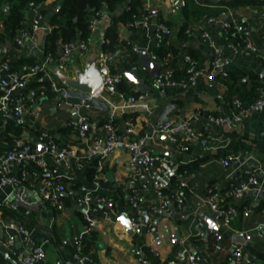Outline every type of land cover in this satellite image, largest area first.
I'll use <instances>...</instances> for the list:
<instances>
[{"label":"crops","instance_id":"0c3cea01","mask_svg":"<svg viewBox=\"0 0 264 264\" xmlns=\"http://www.w3.org/2000/svg\"><path fill=\"white\" fill-rule=\"evenodd\" d=\"M188 1L208 9L210 14L203 15L199 21L188 23L194 35L186 40L175 37L178 26L182 23V14L181 10L176 14L172 13L167 6V0H145V8L158 10L157 18L149 27L119 25L120 55L112 68L126 79L129 94L121 93L116 84L115 94L102 92L91 100L88 109L80 111L90 124L86 139L79 137L75 126L77 111L63 103L76 104L83 95L70 90L60 81L59 75L52 70L56 66L54 62L48 63L47 73L62 88L61 93L54 94L47 89L46 74H36L29 77L25 89L12 94L15 104L24 107V115L20 119L12 115L0 116L1 149L12 146L16 139L22 138L38 151V145L41 144L37 139L44 133L59 147L73 148L80 156L90 150L96 139L105 142L107 134L102 126L107 121L113 122L117 136L121 139L145 137V151L173 162L177 171L180 166L185 167L182 172L184 186L180 188L184 201L181 213L188 215V219H181L180 213L176 211L160 213L157 210L159 199L155 191L161 190L165 196L173 194L177 175L167 164L154 163L150 175H140L133 182L143 221L140 234L128 233V197L134 171L129 164L132 156L118 146L104 162L99 188L113 199L114 208L92 214V226L83 221L80 210L67 197L62 198V206L53 207L49 203L41 202L35 194L24 191L25 201L17 204L13 198L16 190L0 184V264H16L13 261L17 252L28 254V250L35 247L43 248L46 253L45 259L38 264H57L72 260V242L88 228L83 236L84 252L101 264H165L174 258L180 248L196 253L204 264H231L228 258L236 248H240L242 252L243 264L247 261L264 264V213L261 212L264 209V109L253 112L231 130L204 126L201 121H192L193 127L202 131L208 142L204 147L193 142L185 153L175 145L167 146L161 135H153L158 122L170 118L179 122L189 118L194 112L226 114L232 97L240 98V95L248 103L254 100L259 89L264 90V0L254 5L231 9L225 6L228 0ZM125 7H120L121 12ZM56 8L58 0H46L39 6H29L24 27L28 28L33 19L41 14L44 16L42 29L35 42L26 39L23 46L17 47L7 38L1 40L5 35L3 20L8 11L4 7L0 12V64L6 63L18 73L28 74L36 63L44 62L49 17ZM121 12L117 10L111 14L105 10L103 21L96 25L95 36L101 53L103 35L113 18ZM208 18H214L215 23H208ZM221 20L242 24L248 28L256 53L235 54L232 50L236 42L235 33L229 35L224 32ZM155 23H167L171 26L172 36L164 46L165 51L169 50L166 58L162 61L150 59L161 65L159 71L169 68L173 71L174 79L181 80L184 79L182 57L185 53H193L198 68L203 72L195 86L155 87L152 79H148V72L141 68L139 54L145 51L150 57V53H154L158 46L153 36ZM123 31H127L126 38ZM202 31L209 33L221 55L228 59L229 70L243 75L235 88L230 90L220 79L216 83L208 82L206 74L210 71L213 50L201 39ZM60 47L61 45L57 47L55 55H58ZM134 48L139 51L136 61L132 58ZM95 52L88 50L85 55L73 54L66 63L63 75L75 80L74 70L77 68L83 72L86 57ZM95 64L98 67L97 60ZM79 66L82 68H78ZM134 69L149 86L146 94L138 92L125 77V73ZM2 77L0 74V80ZM4 92L0 87V96ZM130 96H143V99L128 103ZM33 112H37L38 116L34 117ZM127 120H131L133 124L134 133L130 136L125 133ZM13 124L21 127L19 136L12 132ZM239 151L242 152L239 160H232L226 166L220 163V159ZM43 157L52 163L51 157ZM138 161L135 165L140 167ZM66 163L70 168L64 164L56 166L57 178L66 186L84 185L91 190L96 188L93 178L89 179L88 176L93 164L88 163L85 168L78 169L74 159L70 157L66 159ZM251 173L258 181L256 186L249 184L248 176ZM231 186L240 187L243 191L242 199L236 203L227 196ZM208 195H213L224 207L235 204L239 209L249 208L252 212L248 217H238L231 222L228 229H223L219 218L212 222L214 213L205 203ZM11 221L23 225L30 233L28 242H22L18 238L13 249L5 245L7 224ZM210 221L217 226V230L208 232ZM199 223H203L204 227L201 228ZM171 235L177 239L174 244L171 242ZM247 236L250 237L249 240L246 239Z\"/></svg>","mask_w":264,"mask_h":264},{"label":"built area","instance_id":"2783aa9c","mask_svg":"<svg viewBox=\"0 0 264 264\" xmlns=\"http://www.w3.org/2000/svg\"><path fill=\"white\" fill-rule=\"evenodd\" d=\"M185 0H167V6L174 14L179 12L184 6ZM145 13L142 14L139 19L131 27L141 26L149 27L151 22L158 16L157 9L145 8ZM105 17V11H100L96 14V18L92 19L89 23V35L86 38L71 41L65 44H61L58 55L46 54V59L42 63H36L32 68V71L28 74H20L17 71L12 70L8 64L2 63L0 65V74L3 75L0 80V87L4 89V94L0 96V116L12 115L16 119H20L25 109L23 106L15 104L12 94L14 92L23 90L26 88L29 77L35 76L39 73L47 75L46 85L50 92L56 94L61 93L62 88L58 83L54 82L47 74L45 66L48 63L55 62L58 68L62 71L66 69V63L68 59L75 53L79 55H85L88 51L89 44L92 36L96 31V25L98 22L103 21ZM44 22V16L38 14L31 25L28 28L23 29L19 36L15 39L17 47L23 46L26 39L31 42L37 40V36L42 29ZM208 23H215L214 18H208ZM221 27L224 32L229 34L232 29L235 34L238 35L236 42L234 43L232 50L235 54L256 53V49L252 46L250 41V31L242 24H236L227 20H221ZM52 29L48 26L47 33H51ZM185 35L188 38L193 37V29L188 28L185 31ZM153 36L157 45H160L167 41L172 36V29L164 23H155L153 27ZM201 39L206 45L213 50V56L210 61V71L206 74L208 82L216 83L217 79L224 81L228 77V65L229 61L223 57L218 50L214 39L208 32L202 31ZM264 42V35H263ZM101 43L105 41L102 38ZM134 53L139 54V51L134 48ZM120 55L117 49L113 53L102 52L101 57L97 60L99 70L105 69V78L100 88L92 95H83L76 104L66 103L70 109L77 111V118L75 126L78 135L81 139H86L89 131L90 124L87 117L80 113L84 109H88L91 100L97 97L100 93L106 92L108 94H115V86L119 84L124 78L122 74L115 73L112 68V64L118 59ZM150 58L153 61H158L157 56L151 52ZM184 63L185 80L178 82L173 77V71L169 68L160 70L156 77L152 79L155 87H193L196 85L197 80L203 76V72L198 68L197 62L187 53L182 57ZM143 99V96H130L128 103H135ZM62 103V102H61ZM264 109V90L259 89L256 98L252 102L245 103L237 96L232 97L230 102V108L226 114H213L205 112H194L189 118L183 119L179 122L170 118L165 121L158 122L155 126L153 135H165L166 145H175L182 152H187L189 146L193 142H198L201 146L207 145V139L204 137L202 131L196 130L191 124L192 121H201L204 126H214L217 128H225L231 130L233 127L241 124L246 118H248L253 112H260ZM34 117L38 116L37 112H33ZM126 135H133V124L131 120L126 121ZM103 131L107 134L105 142L101 139H96L90 150L78 156L73 148L59 147L47 134L41 133L38 136V143L43 145V151L39 153L35 150L33 145L22 138H18L13 142V145L7 148H0V184L2 186H10L16 190L13 198L15 203H21L25 201V193L35 194L41 202L49 203L51 206H62L63 197L69 198L73 205L80 210L81 217L88 225H93V219L91 215L101 210H112L114 208L113 199L101 192L100 178L104 171V162L109 157L110 153L118 146L128 152L132 156L130 161V167L134 171V180L131 181L130 194L128 197L129 205V223L133 234L138 235L141 233L142 228V211L137 202V191L133 188V182L140 175L148 176L151 174L152 165L154 163L167 164L173 172L177 175V183L175 185V191L170 196H165L161 190L155 191L156 197L159 199V205L157 210L160 213H167L168 211H176L180 213L181 219H188V215L182 214L181 211L184 208V201L180 194V188L184 186L182 181L183 173L177 171L173 162L167 161L164 157L152 156L149 152L144 150L146 138H119L117 131L112 121H107L102 126ZM49 156L52 159V163H49L44 157ZM242 156V152H238L233 155H227L220 159V163L226 166L232 160H239ZM70 157L74 159L75 167L83 169L86 164H93L94 175L93 180L96 188L91 190L84 185L79 186H66L59 178H57V165L64 164L67 168L70 166L66 163V159ZM140 161V167H137L135 163ZM249 184L256 186L258 181L254 174L248 176ZM228 198L232 202H237L243 197V191L240 187L231 186L227 192ZM205 203L210 207L214 214H219V223L223 229H228L231 222L240 216L248 217L251 214V209L242 208L239 209L237 205L230 204L223 206L218 203L217 199L213 195L206 197ZM264 213V209L261 211ZM201 228L204 227L203 223H199ZM89 229V228H88ZM87 229V230H88ZM86 230V231H87ZM153 230V229H152ZM85 231V233H86ZM7 238L5 245L9 249H13L15 241L20 238L22 242H28L30 233L23 225L16 224L14 221L7 224ZM85 233L74 238L72 242L73 246V258L72 260L64 261V263L57 264H101L95 262L88 254L84 252L83 236ZM259 235V234H258ZM217 238V234H215ZM250 239L249 236L246 237ZM171 242L174 244L177 239L174 235H171ZM46 257V253L43 248L35 247L27 253L17 252L14 257V263L16 264H38L42 262ZM243 255L240 248H236L232 255L228 258V262L231 264H243ZM165 264H204L202 258L194 252H190L186 248H180L174 258L166 261ZM245 264H261L255 261H247Z\"/></svg>","mask_w":264,"mask_h":264},{"label":"trees","instance_id":"16d2710c","mask_svg":"<svg viewBox=\"0 0 264 264\" xmlns=\"http://www.w3.org/2000/svg\"><path fill=\"white\" fill-rule=\"evenodd\" d=\"M45 1L46 0H0V12H2L4 7L8 8L3 20L5 35L1 37V40L7 38L15 44V39L19 36V33L25 29L24 19L28 7L39 6ZM185 2V6L181 9L182 23L178 26L175 33V37L182 41L188 38L187 35H185V31L189 28V22L199 21L202 19L203 15L210 14L208 9L201 8L200 6L193 4L192 1L185 0ZM258 2L261 3L262 0H228L225 6L226 8L231 9L240 6L254 5ZM123 5L126 7L119 15H117V17L113 18L111 25L106 29L103 35L105 43L102 44L101 49L104 53H113L118 49L121 44L118 31L119 25H133L136 20L145 13V0H58V10H54L49 17V26L52 31L47 36L46 53L55 56L59 45L86 38L89 35V23L92 19L96 18L98 12L107 10L109 13L113 14ZM164 24L169 26L167 23ZM233 34L234 32L231 29L229 35ZM234 36L238 38L237 34ZM165 43L166 41L158 45L154 50V54L161 61L164 60L169 53V50H164ZM189 55L194 60L196 59V56L193 53H190ZM132 58L136 61L138 59L137 54L133 52ZM1 60L3 59L1 58ZM242 77L243 75L228 70V77L224 80V83L230 87L231 90L232 88H235ZM175 80L178 82L184 81L185 74L184 79L181 78V80H179L175 78ZM126 84V79L123 78L118 84V90L121 93L128 95L129 93ZM238 96L243 102H245L243 97L240 95ZM255 98L256 96L253 99ZM11 130L17 136L22 132L21 127L14 124L11 125ZM178 171H185V167L180 166ZM93 175L94 170L90 169L88 175L89 179H92Z\"/></svg>","mask_w":264,"mask_h":264},{"label":"water","instance_id":"95a60500","mask_svg":"<svg viewBox=\"0 0 264 264\" xmlns=\"http://www.w3.org/2000/svg\"><path fill=\"white\" fill-rule=\"evenodd\" d=\"M58 8L55 9L57 11ZM118 12H121V8L118 9ZM124 34V38H126L127 31L122 32ZM96 32L93 34L91 42L89 44L88 50H94L96 51L94 54L86 57L85 59V65L83 72L79 71V69L74 70L75 73V80L69 79L65 75H63L64 71L60 70L56 65L54 69V72L59 75L60 81L70 90L80 93L81 95H92L94 94L102 85L104 78H105V69H102L101 71L96 66L95 61L98 60L102 53L98 49L97 45V38H96ZM100 41V39H99ZM139 62L140 66L143 70L148 72V79H153L157 76L159 69L161 67L160 64H155L148 54L143 51L139 54ZM48 65V64H47ZM45 66L46 72L49 71V65ZM48 74V73H47ZM125 77L130 81V83L135 86L136 90L138 92H141L142 94H146L148 91L149 86L146 85L145 79L140 78L139 73L136 69L132 70L131 72L125 73ZM77 116V115H76ZM161 138L166 140L165 135H161ZM43 151V145H38V152L41 153ZM139 164L140 161H138ZM144 179V178H143ZM146 183H149L147 179L144 180ZM215 218H219V214H214L212 218V222L215 220ZM128 233L132 234V229L130 228L129 221L127 222ZM217 230V226L213 225V223H209L208 232ZM31 251V249L28 250V253Z\"/></svg>","mask_w":264,"mask_h":264},{"label":"rangeland","instance_id":"374dc122","mask_svg":"<svg viewBox=\"0 0 264 264\" xmlns=\"http://www.w3.org/2000/svg\"><path fill=\"white\" fill-rule=\"evenodd\" d=\"M84 59H85V57L82 59V63L84 62ZM78 68H80V69H81V68H82V66H79Z\"/></svg>","mask_w":264,"mask_h":264}]
</instances>
